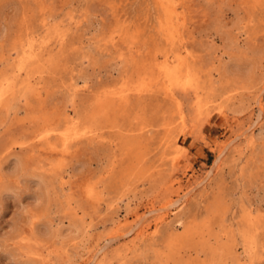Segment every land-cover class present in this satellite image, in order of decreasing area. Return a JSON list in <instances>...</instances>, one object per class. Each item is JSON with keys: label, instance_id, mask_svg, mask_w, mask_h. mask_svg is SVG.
Segmentation results:
<instances>
[{"label": "rangeland", "instance_id": "1", "mask_svg": "<svg viewBox=\"0 0 264 264\" xmlns=\"http://www.w3.org/2000/svg\"><path fill=\"white\" fill-rule=\"evenodd\" d=\"M0 264H264V0H0Z\"/></svg>", "mask_w": 264, "mask_h": 264}, {"label": "bare ground", "instance_id": "2", "mask_svg": "<svg viewBox=\"0 0 264 264\" xmlns=\"http://www.w3.org/2000/svg\"><path fill=\"white\" fill-rule=\"evenodd\" d=\"M171 10V9H170ZM172 12V11H171ZM171 12L169 11V13H170V15H171ZM173 14V13H172ZM169 18V17H168ZM178 74V73H177ZM178 77V76H177ZM143 86V85H142ZM138 89V88H137ZM142 89V88H141ZM135 90V89H134ZM127 91H129V90H127ZM137 91H141V90H137ZM118 92H120V91H118ZM126 92V91H125ZM123 93V92H122ZM219 161V156H217L215 159H214V161L212 162V166L214 167L216 164H217V162ZM175 201V200H174ZM173 203H175V202H173ZM170 204V203H169ZM172 204V203H171ZM167 206V205H166ZM169 207V206H168ZM151 210V209H150ZM163 210H165L164 208H163ZM162 210V211H163ZM158 212V211H157ZM152 213H154V212H152ZM150 215H151V213H150ZM139 219V218H138ZM134 223V222H133ZM136 226V225H135ZM137 227H138V225H137Z\"/></svg>", "mask_w": 264, "mask_h": 264}]
</instances>
